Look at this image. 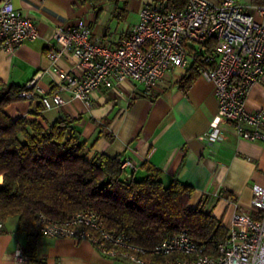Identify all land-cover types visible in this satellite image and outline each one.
Masks as SVG:
<instances>
[{"label": "crops", "instance_id": "0c3cea01", "mask_svg": "<svg viewBox=\"0 0 264 264\" xmlns=\"http://www.w3.org/2000/svg\"><path fill=\"white\" fill-rule=\"evenodd\" d=\"M123 8L108 0H11L16 9L32 18L38 36L13 51L0 48V80L24 86L36 78L45 92L55 88L57 70L47 53L56 27L88 25L91 38L114 47L139 21L140 9L159 1L126 0ZM151 1V2H150ZM248 12L257 6L242 0ZM68 53L56 61L59 71L71 72ZM188 69L168 71L156 89L141 94L130 82L116 89L98 88L89 103L63 94L59 107L39 110L47 124L58 116L75 119L72 125L86 144L87 158L97 153L137 163L134 178L146 174L143 163L163 172L166 182L176 179L194 188L191 206L206 198L204 210L228 230L235 212L261 219L251 206L252 186L264 187V142L240 138L229 123H220L216 142L208 134L217 114L213 82L202 76L185 86ZM151 94L154 95L151 97ZM37 99L19 100L7 106L13 117H33ZM250 109H264V81L255 84L245 99ZM0 230V264H31L25 254L26 235L16 230L17 218H9ZM36 257L45 264H120L104 256L90 241L72 238H37Z\"/></svg>", "mask_w": 264, "mask_h": 264}, {"label": "built area", "instance_id": "2783aa9c", "mask_svg": "<svg viewBox=\"0 0 264 264\" xmlns=\"http://www.w3.org/2000/svg\"><path fill=\"white\" fill-rule=\"evenodd\" d=\"M245 7L242 0H186L182 9L159 12L146 4L139 21L114 47L93 40L84 23L56 27L47 53L57 70L54 91L45 93L35 78L20 96L37 99L42 108L49 109L65 103L63 94L89 103L94 90H112L126 82L133 85V91L140 87L146 95L168 71L196 63L198 76L213 82L218 102L209 140L218 141L219 124L229 123L240 138L264 142V109H250L245 103L251 88L264 81V4L255 6L253 12ZM37 36L32 18L11 0H0V48L13 51ZM64 53L73 58L71 72L55 66ZM119 163L122 169L137 168L132 159ZM252 194L251 206L261 219L235 212L225 237L210 251L185 230L152 248L140 247L123 231L106 228L99 215L89 210L66 219L40 214L37 230L40 236L86 239L104 256L134 264H264V187L253 185ZM4 224L0 217V230Z\"/></svg>", "mask_w": 264, "mask_h": 264}, {"label": "trees", "instance_id": "16d2710c", "mask_svg": "<svg viewBox=\"0 0 264 264\" xmlns=\"http://www.w3.org/2000/svg\"><path fill=\"white\" fill-rule=\"evenodd\" d=\"M157 1L154 8L159 12L186 4V0ZM126 2L122 0L123 8ZM251 3L262 5L264 0ZM197 68L196 63L188 68L184 87L198 76ZM25 86L0 80V217L4 222L17 218L16 230L26 235L25 254L31 264H45L36 257L40 214L66 219L80 211H94L106 228L123 231L143 248H152L180 230L207 251L225 237L226 228L204 210L206 198L190 205L191 185L176 179L166 182L161 169L149 163H143L146 174L134 178L135 170L122 169L116 156L97 153L87 158L86 144L72 127L75 119L62 115L45 123L38 100L33 117L13 118L6 108L25 100L20 96Z\"/></svg>", "mask_w": 264, "mask_h": 264}, {"label": "rangeland", "instance_id": "374dc122", "mask_svg": "<svg viewBox=\"0 0 264 264\" xmlns=\"http://www.w3.org/2000/svg\"><path fill=\"white\" fill-rule=\"evenodd\" d=\"M150 2H151V1H150ZM151 6H152V7L154 6V3H153V2H151ZM119 262H120V264H134V263H132V262H130V261H126V260H120Z\"/></svg>", "mask_w": 264, "mask_h": 264}]
</instances>
